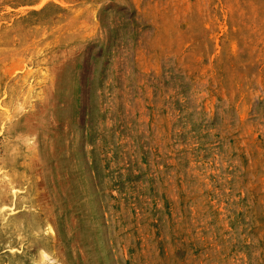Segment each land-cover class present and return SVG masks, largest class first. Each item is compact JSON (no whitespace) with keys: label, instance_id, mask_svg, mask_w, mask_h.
<instances>
[{"label":"rangeland","instance_id":"374dc122","mask_svg":"<svg viewBox=\"0 0 264 264\" xmlns=\"http://www.w3.org/2000/svg\"><path fill=\"white\" fill-rule=\"evenodd\" d=\"M0 264H264V0H0Z\"/></svg>","mask_w":264,"mask_h":264}]
</instances>
